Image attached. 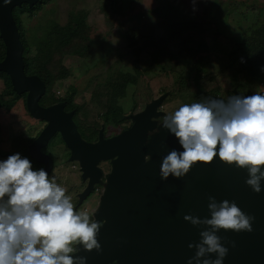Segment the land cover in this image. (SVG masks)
<instances>
[{"label": "rangeland", "instance_id": "obj_1", "mask_svg": "<svg viewBox=\"0 0 264 264\" xmlns=\"http://www.w3.org/2000/svg\"><path fill=\"white\" fill-rule=\"evenodd\" d=\"M73 10L86 16L87 40H75L71 49L86 47L87 55H62L61 64L69 72L65 78H58L55 64L60 57L53 56L48 65L53 83L47 96L50 105L60 104L74 91L72 104L79 108L75 124L85 142L95 143L100 130L105 137L119 134L131 125L130 116L156 101L160 115L153 119L148 139L164 129L165 115L184 103L200 102L195 99L199 91H217L215 99L222 100L264 94V76L261 81L250 78L239 52L244 37L264 22V0H51L31 15L17 14L30 56L37 50L44 26L49 21L66 24ZM129 38L136 40L138 53ZM203 58L200 68L197 62ZM196 69L200 70L197 83ZM122 82L130 83L122 87ZM3 90L0 80V93ZM118 107L121 119L116 124L105 122V114L111 117L107 111ZM46 125L28 114L23 99L10 110L0 108V151L6 154L0 161L30 141L28 147ZM43 150L53 160L49 176L67 188L77 210H87L96 220L111 161L98 163L102 177L93 193L79 203L88 183L81 179L80 163L70 160V151L56 134Z\"/></svg>", "mask_w": 264, "mask_h": 264}, {"label": "water", "instance_id": "obj_2", "mask_svg": "<svg viewBox=\"0 0 264 264\" xmlns=\"http://www.w3.org/2000/svg\"><path fill=\"white\" fill-rule=\"evenodd\" d=\"M39 1L12 0L4 5L0 0V39L5 48L0 72L8 75L14 93L25 94L28 114L47 122L28 146L31 159L50 174L53 160L42 150L59 134L70 151V160L80 163L81 179L88 183L79 195V203L93 193L102 177L98 163L111 161L96 217L97 222H104L98 236L101 251L89 253L78 246L77 255L86 257V264H187L195 255V249L188 245L199 243V232L204 229L193 227L183 216L210 218L208 197L213 196L217 202L235 201L245 214L255 218L252 232L217 233L229 250L223 264H264V181L261 192L254 193L245 183L247 170L226 166L218 157L211 165L194 166L182 179L170 176L167 181L161 180L163 158L172 149L182 148L166 129L147 138L153 119L160 115L156 111L159 101L130 116L131 125L117 135L105 138L100 130L95 143L81 139L73 112H65L63 104H39L46 92L45 84L38 76L24 72L23 46L12 14L14 8L23 4L31 8ZM208 258L215 260L216 256Z\"/></svg>", "mask_w": 264, "mask_h": 264}, {"label": "clouds", "instance_id": "obj_3", "mask_svg": "<svg viewBox=\"0 0 264 264\" xmlns=\"http://www.w3.org/2000/svg\"><path fill=\"white\" fill-rule=\"evenodd\" d=\"M3 3L9 5L12 0ZM163 128L182 151L172 149L163 158L161 180L182 179L194 166L211 165L218 157L226 166L246 169V185L254 193L261 192L264 94L184 103L164 116ZM67 191L44 168L34 170L32 162L19 153L0 161V264H86L87 258L77 255L78 246L89 253L101 251L98 236L104 222H97L87 210H77ZM207 207L210 218L183 216L193 227L204 229L199 243L188 245L195 255L187 264H223L229 250L217 233L253 231L255 218L235 201L217 202L209 196ZM212 254L215 260L208 258Z\"/></svg>", "mask_w": 264, "mask_h": 264}, {"label": "trees", "instance_id": "obj_4", "mask_svg": "<svg viewBox=\"0 0 264 264\" xmlns=\"http://www.w3.org/2000/svg\"><path fill=\"white\" fill-rule=\"evenodd\" d=\"M51 0H42L39 1L36 5L29 8L26 4H23L20 8L13 9V18L17 25L20 40L23 46V63H24V72L26 75H36L38 76L45 84L46 92L44 96L40 99L39 104L41 106H45V102L52 104L48 100V92L52 88L53 83V75L52 72L49 70L48 65L50 61L52 62L53 56L58 55L60 58L56 60L55 66L57 65V70H60L57 74L58 78H65L68 76V70L62 66L61 64V57L64 53L68 55H80L81 57L86 56L87 50L86 47H80L78 49H71V44L75 42V40H80L83 43V40H87L86 34V23H85V15H83L79 11L70 12L67 23L64 25H58L53 21H49L44 27L45 31L43 32V36L39 41H36L37 50L31 56L28 54L30 52V46L27 43L25 36H24V29L22 28L21 21H18V13L22 14H33L34 12L40 10L46 4H48ZM109 2H114V0H108ZM250 35H246L244 37V41L240 43V64L243 67V70L247 73V75L257 81H261L264 72L261 71V68H264V22L258 29H252ZM130 45L132 48H136L133 51L138 53V48L134 47L137 42L134 38ZM83 45V44H82ZM39 52V55H38ZM5 53V48L2 40L0 39V61L3 60ZM55 57V56H54ZM202 59L201 63L197 62V66L202 68L203 65ZM243 60V62H241ZM199 69H196L195 76L197 79L195 80L196 83L198 81L199 76ZM182 74H180L181 76ZM179 76V77H180ZM0 80L4 84V90L0 93V108H5L6 110H10L14 104L23 99L25 101V94L18 96L16 93L13 92L12 86L9 80V77L4 72H0ZM125 83L130 82H122L120 83L122 87H124ZM72 93L68 96L65 100H61L65 104V109L71 110L74 114V118L78 113V106L72 104ZM218 92H210L204 94L203 92L199 91L195 95L196 101H200L201 98L212 97L216 98ZM7 98V99H4ZM48 106V105H47ZM26 107V106H25ZM107 113L111 114V117H107L104 115L105 122H112L116 124L119 119H121V108L118 107L117 109H109ZM125 120V119H124ZM33 140V139H32ZM31 140V141H32ZM30 142V141H29ZM29 142H25L23 146L19 147L18 153L21 155L22 158H28L33 165V169L37 170L41 168V165L34 162L31 157L29 156L26 144ZM50 144V143H49ZM0 156H6V154L0 151Z\"/></svg>", "mask_w": 264, "mask_h": 264}, {"label": "flooded vegetation", "instance_id": "obj_5", "mask_svg": "<svg viewBox=\"0 0 264 264\" xmlns=\"http://www.w3.org/2000/svg\"><path fill=\"white\" fill-rule=\"evenodd\" d=\"M57 104H59V103H56V104H53V105H50V106H54V105H57ZM60 104H63V106H64V111H65V112H72L71 110H68V111H67V110L65 109V104H64L63 102H60ZM50 106H47V107H50ZM73 121H74V123H75L74 114H73ZM75 125H76V124H75ZM98 134H99V132H98ZM103 134H104V133H103ZM56 135L60 137L59 134H56ZM54 136H55V135H54ZM54 136H53V137H54ZM104 137H105V136H104ZM111 137H112V136H111ZM105 138H109V137H105ZM96 141H97V140H96ZM96 141H95V142H96ZM50 142H51V140L49 141V143H50ZM49 143H48V145H49ZM91 143H93V142H91ZM47 147H48V146H47ZM47 147H46V148H47ZM27 149H28V147H27ZM44 149H45V148H44ZM42 151L45 152V150H42ZM40 165H41V164H40ZM41 168H43V165H41ZM86 181H88V180H86ZM84 189H85V188H84ZM91 194H92V193H91ZM91 194H90V195H91ZM90 195H89V196H90ZM89 196H88V197H89ZM88 197H87V198H88Z\"/></svg>", "mask_w": 264, "mask_h": 264}]
</instances>
